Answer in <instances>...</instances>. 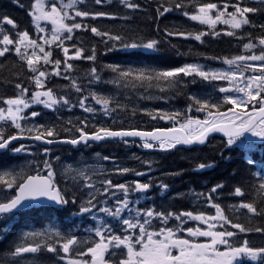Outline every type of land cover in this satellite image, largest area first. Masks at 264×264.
Returning a JSON list of instances; mask_svg holds the SVG:
<instances>
[{"label":"snow or ice","instance_id":"snow-or-ice-1","mask_svg":"<svg viewBox=\"0 0 264 264\" xmlns=\"http://www.w3.org/2000/svg\"><path fill=\"white\" fill-rule=\"evenodd\" d=\"M12 2L25 10L30 23L21 28L10 12L0 11V58L12 57L25 72L5 82L12 84V94L0 95V220L23 217L24 210L43 202L58 206L68 219L13 236L0 249V264H241V258L264 264V159L253 154V138L264 144V0L258 5L250 0H156L149 18L155 36L115 24L131 19L121 10H142L139 0H117L114 10H108L113 0ZM172 12L204 27L161 29L160 19ZM104 19L112 25L97 23ZM87 33L99 37L106 53L117 48L160 51L170 37L204 44L226 36L238 42L239 54H200L204 63L168 67L100 65L97 44L81 39ZM78 61L89 63L82 74ZM54 78L65 83L57 87ZM198 81L212 90L186 93L185 109L144 103L168 101L178 88ZM33 105L53 112L78 108L82 116L38 122L41 112ZM138 116L172 126H123ZM216 132L223 133L218 157L202 159L195 170L219 168L218 160L236 145L243 150L242 166L221 172L206 190L179 193L192 204L187 210L147 203L154 185L162 194L170 187L150 174L149 159L135 157L145 169L137 171L99 152L93 163L88 162L92 157L65 163L54 153L58 145L111 141L169 151L203 145ZM9 152L22 155L9 157ZM127 174L138 178L123 180ZM10 231L0 224V237Z\"/></svg>","mask_w":264,"mask_h":264},{"label":"trees","instance_id":"trees-1","mask_svg":"<svg viewBox=\"0 0 264 264\" xmlns=\"http://www.w3.org/2000/svg\"><path fill=\"white\" fill-rule=\"evenodd\" d=\"M27 0H22L26 4ZM145 2V3H144ZM144 2H140L143 6L142 11H136V12H127L123 13V15L129 16L131 19L128 22H122L116 21L115 24L118 27H125L127 29H131L139 35H147V36H155L154 33V27L155 25L152 23V21L149 19L154 14V7L156 0H144ZM251 3V2H250ZM254 5V4H253ZM145 10V11H144ZM0 11L10 12L16 19L17 22L21 25V28H23L25 25H28L30 23L29 17L26 15L25 10L17 8L13 2H5L4 0H0ZM27 21V22H26ZM97 23H99L101 26H111L112 21L109 20H100ZM161 29H163L165 26H176L183 29H192L197 28L198 26L190 25L189 21H184L181 17L177 15L167 14L164 17H162L159 21ZM125 24V25H124ZM99 38V37H96ZM96 38L92 35L86 34L84 37H81L85 42L90 43H96L98 46V64L104 63V58L107 63H128L131 64L134 67H142V66H150V67H168V66H178L183 64L186 61L189 60H196V59H202L200 57V54H204L206 56H213V55H231L230 52H225L224 48H226L223 44H220V42H212L208 43L204 46H197L196 43H193L194 46L192 47H186L184 48L180 45L181 43L176 40L175 37H170V43H166V46H171L172 44H175L177 49L174 52H168L165 51V49H162V53L160 54H150V53H133L130 52L128 54H121L119 52H111L107 56L104 57L101 52L104 51V45L100 42H95ZM159 38H162V34ZM94 39L95 41L93 42ZM180 45V46H179ZM90 46V44H89ZM172 48V46H171ZM167 50V49H166ZM125 61V62H124ZM77 66L80 69L81 74L89 67V63L86 61H78ZM82 66V67H81ZM19 71V74L21 77L25 75V72L19 69V64L16 62L12 57H8L6 60L4 58H0V95H3L5 93L12 94L14 91V88L12 84L5 83L14 77V75ZM15 82H19L18 80ZM54 84H58L56 79L53 80ZM51 119L54 121V117L50 115ZM212 145L209 148H203L200 151L197 152H189L186 153V159L185 161L180 160V156H170L165 158V164L167 167H178L182 166L184 167L187 163V165L191 166V171H189L190 166H185L183 169L185 172L183 173V177H181L180 182L185 186L187 184H193L197 188L204 189L205 185L210 186V182L213 181L214 177H218V175L223 172L225 174L231 173L233 170H235L238 167L242 166V154L243 152L233 148L232 152L225 153V159L224 160H218V163L220 164L219 168L214 169H206L205 171L199 172V171H192V169L195 167L194 160L199 159L198 162H200L202 159L212 156L219 155L218 152V146ZM231 156V159H227V157ZM169 164V165H168ZM166 200V198H164ZM229 200L226 201V203ZM237 202V200H230V203ZM166 205H171L173 210H181V209H191L192 204L188 199L177 197L173 201H165ZM225 203V202H224ZM229 203V204H230ZM45 210H39V209H31L29 213L30 219L23 220L21 219L19 223H17L13 229H11V232L8 234L7 238H4L0 241V249H4L8 243L12 240L13 236L19 234L20 232L28 229L33 230L36 226H41L44 223V219L49 220L51 217L45 216ZM49 211V210H48ZM54 211V210H53ZM243 214V213H241ZM254 241H259V236H253L251 237ZM245 264H256L254 262H246Z\"/></svg>","mask_w":264,"mask_h":264},{"label":"rangeland","instance_id":"rangeland-1","mask_svg":"<svg viewBox=\"0 0 264 264\" xmlns=\"http://www.w3.org/2000/svg\"><path fill=\"white\" fill-rule=\"evenodd\" d=\"M65 2H67V0H65ZM232 45L235 48H238V42H234V43H232ZM240 47H242V46H240ZM142 50H145V49H142ZM238 54H239V52H238ZM191 62H195V61H191ZM199 62L204 63L205 61H199ZM208 63L212 67H219V66H221L219 62H215V61H209ZM211 90H212L211 87H205L204 84H202V83H200L198 81L197 84H189L188 87L187 88H184L183 90H181L180 88H178L176 90V91H178V94H180V95L184 93V97H182L180 99V101H181L182 104L177 103V101L175 99L171 98L172 93L170 94V98H169L168 101H161V100H158V99H154L152 101H147V102H144V103L147 104V106L161 107V108H165L167 110L185 109L186 104H187V96H186V93H188V92H201V93H203V92H210ZM33 106H38L39 108L44 109L42 105H33ZM46 110H48V109H46ZM63 111H67V110H63ZM78 116H82V110H80V109L77 108V109H74L71 112H68L67 111V115L66 116H63L62 119L63 120L64 119L67 120L69 118L75 119ZM54 153H55V155H59L61 157V155L58 154V151L55 150V149H54ZM20 155H22V154H20ZM20 155H18V156H20ZM67 155H69V156L64 157V158L66 160H71V162L72 161H78V160H81V159H87L89 157H92L91 154L88 155V154H86L84 152L76 153L73 150L69 154H67ZM94 160L95 159L92 157V159L88 160V162L89 163H93ZM17 162H20V161L17 160ZM66 163H68V162H66ZM105 163H107V162H105ZM143 170H145V169H143ZM152 190L149 191L148 195H150V193L152 192ZM140 206H144V200L141 201V205ZM15 218L16 217L12 218L11 220H6V221L5 220H3V221L1 220L2 221L1 224L6 223L7 226L10 227V225L14 223V219ZM54 226H57V224H54Z\"/></svg>","mask_w":264,"mask_h":264},{"label":"flooded vegetation","instance_id":"flooded-vegetation-1","mask_svg":"<svg viewBox=\"0 0 264 264\" xmlns=\"http://www.w3.org/2000/svg\"><path fill=\"white\" fill-rule=\"evenodd\" d=\"M77 152H84L86 154H91L92 157L95 159V153L99 152L101 155H112L117 157L120 161L124 163V166L132 168V165L128 164L129 160H132V162H136V167L141 169V162L137 161L135 157H140L141 160L144 158L145 155L149 154L145 149L140 148L138 144H129L124 145L123 143L111 141V142H94L91 143L87 147H80L77 149ZM181 153H186L185 150H174L171 153L168 154V156H177ZM158 164V163H157ZM169 165V164H168ZM110 166V164H109ZM137 168H135L137 170ZM179 169H182V166L178 167H167L168 173L174 172ZM174 177L175 176H171ZM134 174H127L125 177H123V180H132L136 179ZM142 179V178H140Z\"/></svg>","mask_w":264,"mask_h":264},{"label":"water","instance_id":"water-1","mask_svg":"<svg viewBox=\"0 0 264 264\" xmlns=\"http://www.w3.org/2000/svg\"><path fill=\"white\" fill-rule=\"evenodd\" d=\"M212 135H220V136H223V133H220V132H216V133H212L211 135H210V137L212 136ZM209 137V138H210ZM206 144V143H205ZM205 144H203V145H180V146H185V147H194V146H204ZM46 205H52V206H55L54 204H51L50 202H43V203H40V204H36L35 206H46Z\"/></svg>","mask_w":264,"mask_h":264},{"label":"bare ground","instance_id":"bare-ground-1","mask_svg":"<svg viewBox=\"0 0 264 264\" xmlns=\"http://www.w3.org/2000/svg\"><path fill=\"white\" fill-rule=\"evenodd\" d=\"M27 22V21H26ZM82 67V66H81Z\"/></svg>","mask_w":264,"mask_h":264}]
</instances>
